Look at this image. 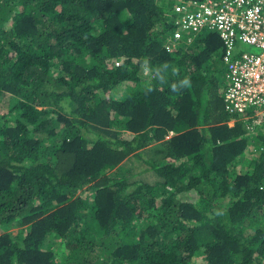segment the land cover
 <instances>
[{"label": "trees", "instance_id": "trees-1", "mask_svg": "<svg viewBox=\"0 0 264 264\" xmlns=\"http://www.w3.org/2000/svg\"><path fill=\"white\" fill-rule=\"evenodd\" d=\"M183 2L0 0V264H264V138L216 32L166 51Z\"/></svg>", "mask_w": 264, "mask_h": 264}, {"label": "built area", "instance_id": "built-area-1", "mask_svg": "<svg viewBox=\"0 0 264 264\" xmlns=\"http://www.w3.org/2000/svg\"><path fill=\"white\" fill-rule=\"evenodd\" d=\"M183 28L198 32L206 26L220 33L228 45L224 58L229 87L225 101L229 113H258L264 123V1L208 0L175 9ZM179 38V35H176ZM239 42L254 52L236 51Z\"/></svg>", "mask_w": 264, "mask_h": 264}, {"label": "clouds", "instance_id": "clouds-1", "mask_svg": "<svg viewBox=\"0 0 264 264\" xmlns=\"http://www.w3.org/2000/svg\"><path fill=\"white\" fill-rule=\"evenodd\" d=\"M206 1H208V0H204V2H206ZM214 1H220V0H214ZM193 4H194V2H183V3H179L178 5H176V7L182 6V5H193ZM176 7H175V9H176ZM175 9L173 11V14L179 16L180 19L177 20V23H176L177 24V28H176L177 30L173 33L172 37H169L166 40L165 48H166L167 52H171L172 50L180 47L181 44L190 45L196 37H198L201 34L206 33V32H216L221 37L220 33L217 32L216 30H213L210 25L204 27L203 29H201L198 32H194V31H192V29L183 28L182 23H181V20H182L181 17L182 16L177 14ZM176 35H179V38L176 37ZM221 39H222V37H221ZM225 44H226V42H225ZM227 49H228V45L226 44L225 49H224V55H223V63L226 66H227V64L225 63L224 58H225ZM234 49L236 51H240L241 53L246 50L244 48V46L241 45L239 42L236 43V47H234ZM228 87H229V82H228V78L226 77L225 84L222 87V89L220 90V94L222 95V99H223L225 112L231 116H238L239 117L238 123H241L243 126L246 127V130H247L246 136L248 135L249 138H252V136H254L257 133V135H260V136L263 135V138H264L263 131L259 132L260 128L264 129V123H260V121L263 118H261V116H259L258 113L248 110L245 113H233L232 114V113H229L227 111L225 96H226V91H227ZM109 96H112V94L110 93ZM235 121H236V119L233 118L232 121L230 122V126L234 127L236 125ZM256 141H258V136L254 139L255 144H256Z\"/></svg>", "mask_w": 264, "mask_h": 264}, {"label": "rangeland", "instance_id": "rangeland-1", "mask_svg": "<svg viewBox=\"0 0 264 264\" xmlns=\"http://www.w3.org/2000/svg\"><path fill=\"white\" fill-rule=\"evenodd\" d=\"M251 51H256V49H252ZM149 75H150V71H148V70H143V71H141V73H140V77H141V79H148L149 78ZM262 129L263 128H260L259 129V132H261L262 131ZM172 135H170L169 137H171ZM258 135H257V133L254 135V136H252V138H251V141H253L256 137H257ZM261 137H263V135H261ZM256 143H257V145L260 147L261 146V141L260 140H258V141H256ZM12 232H13V234L15 235L17 232H18V229H14V230H12Z\"/></svg>", "mask_w": 264, "mask_h": 264}, {"label": "crops", "instance_id": "crops-1", "mask_svg": "<svg viewBox=\"0 0 264 264\" xmlns=\"http://www.w3.org/2000/svg\"><path fill=\"white\" fill-rule=\"evenodd\" d=\"M262 131H263V133H264V129H262ZM264 147H262V149H263Z\"/></svg>", "mask_w": 264, "mask_h": 264}]
</instances>
